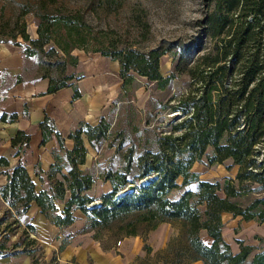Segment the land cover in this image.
Masks as SVG:
<instances>
[{"label":"trees","instance_id":"obj_1","mask_svg":"<svg viewBox=\"0 0 264 264\" xmlns=\"http://www.w3.org/2000/svg\"><path fill=\"white\" fill-rule=\"evenodd\" d=\"M125 1L91 0V7L94 11L102 8L116 14L124 8ZM205 1L206 10L199 20L203 38L197 36V42L186 44L183 52L188 54L197 49L198 54L204 48V38L211 40V46L197 55V86L181 103L185 117L173 125L180 134L159 135L154 147L137 155L135 148H129L120 168L108 166L97 175L82 168L88 155L83 134L97 147L107 138L110 122L104 116L95 124L81 121L68 134L73 140L72 148H68L54 120L46 115L40 123L41 143L55 133L59 148L54 151L55 161L45 175L41 168L36 169L42 183L40 188L24 163L10 167L9 159L0 156V174L7 175V181L0 185V198L8 205L7 211L18 217L27 215L35 202L43 215L63 229L77 220L76 211L81 210L91 214L90 229L126 221L132 226L129 234H137V225L141 223L155 227L160 222L179 219L185 226L193 259L202 260L203 264H264V249L248 262L255 247L238 240L240 249L234 251L222 235L224 212L245 220L264 221V0ZM17 4L20 16L31 13L38 19L39 37H29L25 22L16 32H6L9 23L2 22L0 34L12 36L13 41L0 39V42L21 44L15 40L19 35L33 47L54 42L67 60L77 65L79 56L71 51L85 49L84 42L92 38L94 29L81 6L72 0H18ZM5 6L6 1L0 0V21ZM130 16L136 20L141 35L148 37L151 24L147 11L135 4ZM109 41L112 49L109 45L95 44L93 50L120 60L123 84L136 72L163 85L167 78L160 72L161 58L181 48L177 40L165 41L148 50L133 45L118 46L113 38ZM51 51H55L54 46ZM44 77L49 78L48 91L53 92L67 85L73 75L55 79L46 72ZM80 96L76 87L74 97ZM15 118L16 113L9 117L0 115L2 120ZM29 138L28 133L19 130L12 141L14 145H22ZM209 147L210 163L231 158L232 165L238 166L235 178H225L223 183L206 180L193 169ZM99 177L110 181L111 190L95 197L89 191ZM145 177L149 179L140 180ZM131 183L134 186L128 188ZM175 192L178 194L174 195ZM26 225L27 236L36 231L32 224ZM202 231L208 233L214 244L202 238ZM22 244L18 242L15 246ZM17 252L30 253L32 249L24 245Z\"/></svg>","mask_w":264,"mask_h":264},{"label":"rangeland","instance_id":"obj_2","mask_svg":"<svg viewBox=\"0 0 264 264\" xmlns=\"http://www.w3.org/2000/svg\"><path fill=\"white\" fill-rule=\"evenodd\" d=\"M5 1L6 6L0 26L2 22L3 24L8 22L6 32H16L25 22L29 37L38 38V19L31 13L20 16L18 0ZM72 2L81 6L84 14L94 25L92 34L95 35L84 42L85 49L74 48L71 51L72 54L79 56L77 65L67 60L63 51L54 42L47 43L43 47H33L29 41L19 35L15 40L20 41L21 44L8 43L19 48L23 57L22 77L27 81L40 79L46 72L55 79L65 78L68 75H73L75 79L85 72L92 75L98 70L111 76L112 88L105 95L107 100L102 115L110 122L109 134L97 147L92 146L86 134H83L88 155L82 168L93 170L98 175L108 166L120 168L125 161L124 154L129 148H135L137 155L145 148L154 147L159 135L180 134L181 131L175 130L173 125L185 117L180 106L189 91L197 86V55L208 51L211 40L204 38V48L198 54L197 49L187 54L183 52V48L186 44L197 42V36L203 38L199 20L206 10V1L126 0L124 8L116 14L108 13L102 8L94 11L91 0H72ZM135 4H139L147 11L151 24L148 37L141 35L137 30L136 20L130 16L131 7ZM0 29L3 31V28ZM109 38H113L118 46L133 45L143 50L165 41L177 40L181 48L161 58L160 72L164 78H167L163 85L136 72H132L134 77L123 84V78L119 74L120 60L93 50L95 44L109 45L112 49L114 46L111 45ZM0 39L13 41L12 36L5 33L0 34ZM26 46H31V49L26 50ZM53 46L55 51H51ZM92 57L104 61L99 62L95 59V64L87 69L85 66ZM117 148H120L118 153L115 152ZM211 153L212 148L209 147L202 159L197 160L193 165V169L200 173V177L221 183L225 178H235L238 166L232 165V159H226L222 163H210L208 157ZM133 170L135 174L138 173L136 167ZM148 179L149 177H145L140 180ZM38 186L40 188V182ZM109 190H111L110 181H104L99 177L89 193L101 197ZM177 194L178 192L174 193ZM242 202L247 203L248 200ZM7 209L8 207L0 199V257L13 258L12 254L19 253L18 249L28 245V248L32 249L33 264H80L75 251L94 239L95 247L105 251L112 250L115 255L129 264H203L202 260L193 259L185 226L179 219L160 222L155 227L141 223L137 225V234H129L128 230L132 226L126 221L115 222L108 227L98 226L90 229L91 214L80 213L79 220H76L70 228L56 231L48 221L37 220V212L32 211V215L18 217ZM231 216L222 214L224 222L222 235L226 241L231 242L233 250L239 247V239H237L239 234L246 244L253 245L255 249L247 259L249 262L255 253L264 249V222H244L240 217L231 222L233 219ZM26 223L36 226V231H30L28 236ZM85 230L90 231L89 234L92 236H88L91 238L77 234V231L86 232ZM75 232L78 236L68 240L66 246L61 248L65 236ZM201 235L207 243L214 244V240L206 231H202ZM18 242L23 244L16 247ZM23 254L17 255L21 257ZM89 261L96 264L91 258Z\"/></svg>","mask_w":264,"mask_h":264},{"label":"crops","instance_id":"obj_3","mask_svg":"<svg viewBox=\"0 0 264 264\" xmlns=\"http://www.w3.org/2000/svg\"><path fill=\"white\" fill-rule=\"evenodd\" d=\"M95 59L99 62L104 61L101 58L92 57L85 67L90 69L91 65L95 64ZM22 68L23 57L19 48L8 42H0V115L7 114L9 117V115L16 113V118L13 120L0 119V156L9 159L10 167L24 163L35 182L37 184L40 182V185H42L39 175L36 174V169L41 168L43 170L42 174L45 175V172L55 161L54 151L59 148V141L56 134L53 133L42 144L43 132L40 123L44 121L46 115L50 116L54 120L56 128L65 137L67 147L72 148L73 140L68 137L69 132L74 130L81 121L95 123L103 115L105 101L107 100L105 95L112 88L111 76H107L100 70L92 73V75L85 72L79 78L68 80L67 85L49 92V78L44 77L31 81L21 79L19 77L22 76ZM76 87L81 92V96L78 98L74 97ZM19 130H24L30 138L28 142H24L22 145L21 143L14 145L12 140ZM6 181L7 175L0 174V185ZM1 201L8 207L2 199ZM32 211L37 212V220L44 219L48 221L56 231L66 230L76 223L75 221L71 226L61 229L41 213L35 202H32L27 215H32ZM80 213L83 212L77 210V217ZM225 214L227 216L232 215L231 222L241 218L244 222L260 223L255 219L245 220L241 216L234 217L231 212H224L223 215ZM77 220L79 219L77 218ZM32 225L36 229V226ZM89 233L90 231H77L78 235L91 238L92 235ZM75 234L76 232L66 235L68 237L63 241L61 248L66 246L68 240L75 239L78 236ZM240 236L239 234L237 239L242 240ZM93 240L75 251L80 264H92L89 258L93 259L96 264H129L115 255L112 250L105 251L95 247ZM239 249L240 245L238 248H234V251ZM19 253L24 254L20 257V255H17ZM19 253L12 254L13 258L0 257V264L34 263L32 252Z\"/></svg>","mask_w":264,"mask_h":264},{"label":"water","instance_id":"obj_4","mask_svg":"<svg viewBox=\"0 0 264 264\" xmlns=\"http://www.w3.org/2000/svg\"><path fill=\"white\" fill-rule=\"evenodd\" d=\"M134 185L131 183L128 185V188H132ZM97 203V202H96Z\"/></svg>","mask_w":264,"mask_h":264},{"label":"built area","instance_id":"obj_5","mask_svg":"<svg viewBox=\"0 0 264 264\" xmlns=\"http://www.w3.org/2000/svg\"><path fill=\"white\" fill-rule=\"evenodd\" d=\"M96 202H98V201L93 202V204H96Z\"/></svg>","mask_w":264,"mask_h":264}]
</instances>
